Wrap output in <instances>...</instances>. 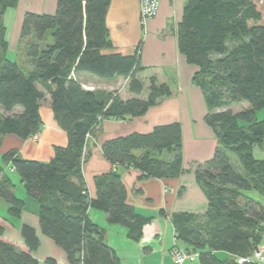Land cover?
Segmentation results:
<instances>
[{
  "label": "trees",
  "instance_id": "16d2710c",
  "mask_svg": "<svg viewBox=\"0 0 264 264\" xmlns=\"http://www.w3.org/2000/svg\"><path fill=\"white\" fill-rule=\"evenodd\" d=\"M18 0H0V16ZM110 0H56L53 14L27 12L21 35L31 58L25 68L6 57L5 26L0 20V145L3 135L26 139L40 131V106L46 95L53 118L67 136L46 162L24 159L16 150L0 159V199L7 216L18 218L25 201L14 192V172L25 193L35 199L38 225L66 255L67 264H121L105 241V229L93 223L88 209L103 211L107 222L126 228V236L141 238L150 221L127 203L121 171L140 172L141 178H175L183 166L178 122L154 126L105 140L104 158L113 166L95 176V194L88 193L82 175L87 138L105 119L143 115L171 95L166 83L148 80L146 96L139 74V44L131 54L112 48L105 14ZM50 31L51 40L46 38ZM179 52L197 67L193 82L202 90L204 121L214 132L212 156L196 164L194 174L206 196L203 214L178 211L170 215L175 239L200 264H258L251 258L263 243L264 208L249 192L264 195V0H187L176 26ZM87 71L101 78L127 80L134 96L122 99L116 90L85 89L73 74ZM246 101L248 106L233 111ZM258 149L262 157L256 158ZM161 215L165 213L161 210ZM10 220L0 218V264H63L55 257L37 259L39 240L33 228L22 226L23 242L5 236ZM216 252L231 258L221 259ZM247 260L239 263L238 258Z\"/></svg>",
  "mask_w": 264,
  "mask_h": 264
},
{
  "label": "crops",
  "instance_id": "0c3cea01",
  "mask_svg": "<svg viewBox=\"0 0 264 264\" xmlns=\"http://www.w3.org/2000/svg\"><path fill=\"white\" fill-rule=\"evenodd\" d=\"M186 1L160 0L157 14L146 20L144 27L139 20L137 0H110L105 14L112 44L109 51L131 54L138 44L140 46V64L144 69L139 77L145 86L141 97L146 96L150 77H154L157 82L166 83L171 89V95L150 106L143 115L129 119H105L99 123L94 134L87 138L85 159L81 167L89 195L93 197L95 194V176L113 169L102 154L101 144L105 140L133 132L147 133L157 125L171 122L180 124L183 166L187 169L175 178H141L140 172L133 168L121 171V179L127 190V203L137 213L151 218L143 226L141 238L137 241L126 236L124 226L108 223L103 211L88 209L89 219L105 229V241L117 252L121 264H200L197 255L191 252L181 263H176L171 255L173 247L186 249L175 239L170 215L178 211L198 215L204 213L206 196L194 174V167L212 156L217 143L213 130L204 121L207 109L203 90L193 82L197 67L188 64L177 47L176 26ZM55 9L56 0H18L14 7L3 12L0 20L3 17L4 38L8 44L6 57L9 60L21 63L25 68L31 67V58L25 52L27 38L21 35L23 16L27 12L53 14ZM17 48L21 50L18 51ZM73 76L85 89L116 90L122 99L134 96L129 92L127 80L122 76L101 78L87 71L75 72ZM241 106L247 107L248 104L241 102ZM39 112L42 124L36 140L32 136L21 139L14 134L3 135L0 159L4 153L14 149L24 159L46 162L52 157L55 146L67 144L65 132L53 118L48 95L42 101ZM16 178L22 189V182L18 176ZM253 193L254 195L250 192L248 194L264 208V195ZM21 195L25 205L18 218L7 217V204L0 199V218L7 217L11 222L5 236L16 242H23L22 226H29L39 240V246L33 252L34 256L39 260L52 256L67 264L65 252L40 231L35 199L23 190ZM161 210L165 215L159 214ZM221 253L224 254L216 252L215 255L219 257ZM226 255L228 258L232 257Z\"/></svg>",
  "mask_w": 264,
  "mask_h": 264
},
{
  "label": "built area",
  "instance_id": "2783aa9c",
  "mask_svg": "<svg viewBox=\"0 0 264 264\" xmlns=\"http://www.w3.org/2000/svg\"><path fill=\"white\" fill-rule=\"evenodd\" d=\"M137 2L139 6V20L141 26L144 27L146 20L154 17L157 14L160 0H137ZM32 138L36 140L37 133L32 135ZM171 255L174 257L176 263H181L188 256H190L189 253L178 247H173L171 249ZM251 258L255 260L258 264H264V243H261L253 250ZM246 260V258H238L239 263L244 262Z\"/></svg>",
  "mask_w": 264,
  "mask_h": 264
},
{
  "label": "rangeland",
  "instance_id": "374dc122",
  "mask_svg": "<svg viewBox=\"0 0 264 264\" xmlns=\"http://www.w3.org/2000/svg\"><path fill=\"white\" fill-rule=\"evenodd\" d=\"M10 10V9H9ZM2 20H3V17H2ZM1 20V21H2ZM5 20H6V18H5ZM3 22V21H2ZM8 23V22H7ZM46 38H48V40H51V34H50V31H48L47 32V34H46ZM17 50L18 51H20L21 49L20 48H17ZM22 52V51H21ZM10 57H11V55H10ZM16 57V56H15ZM12 58V57H11ZM14 59V58H13ZM18 59H20V58H18ZM20 62H21V60H19ZM19 62V63H20ZM24 64V63H23ZM28 65H29V63H27ZM20 65L22 66V64L20 63ZM243 104H245V105H247V102L246 101H243L242 102ZM244 106H241V103H236V104H234L233 106H232V109H233V111H238V110H241L242 108H243ZM256 118L258 119V120H264V107L263 108H261V109H259V110H257L256 111ZM33 139V138H32ZM254 156L256 157V158H261L262 157V154H261V152L258 150V149H255L254 150ZM16 174H11V178H12V180H13V182L15 183V185H16V192H15V194L19 197H21L22 198V190L24 191V189H23V186H21V188L22 189H20V187H19V184H18V179L16 178ZM18 185V186H17ZM250 194L251 195H254V193L253 192H250ZM8 217V216H7ZM227 253H225L224 252V254H219V258L221 257V259H226V258H228L227 257V255H226ZM223 257V258H222Z\"/></svg>",
  "mask_w": 264,
  "mask_h": 264
}]
</instances>
